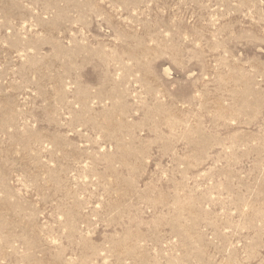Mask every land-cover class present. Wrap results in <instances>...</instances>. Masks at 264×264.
Returning <instances> with one entry per match:
<instances>
[{
    "label": "rangeland",
    "instance_id": "1",
    "mask_svg": "<svg viewBox=\"0 0 264 264\" xmlns=\"http://www.w3.org/2000/svg\"><path fill=\"white\" fill-rule=\"evenodd\" d=\"M0 264H264V0H0Z\"/></svg>",
    "mask_w": 264,
    "mask_h": 264
}]
</instances>
